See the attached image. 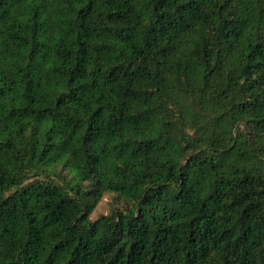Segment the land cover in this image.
<instances>
[{
    "label": "trees",
    "instance_id": "obj_1",
    "mask_svg": "<svg viewBox=\"0 0 264 264\" xmlns=\"http://www.w3.org/2000/svg\"><path fill=\"white\" fill-rule=\"evenodd\" d=\"M0 264H264V0H0Z\"/></svg>",
    "mask_w": 264,
    "mask_h": 264
},
{
    "label": "rangeland",
    "instance_id": "obj_2",
    "mask_svg": "<svg viewBox=\"0 0 264 264\" xmlns=\"http://www.w3.org/2000/svg\"><path fill=\"white\" fill-rule=\"evenodd\" d=\"M110 200H111L110 194L109 193L104 194L103 198L99 201L94 212L92 213V217L96 218L98 215L102 213H107L110 207Z\"/></svg>",
    "mask_w": 264,
    "mask_h": 264
}]
</instances>
